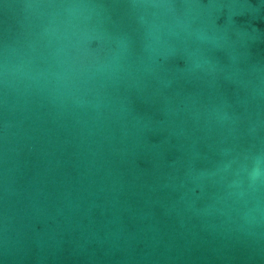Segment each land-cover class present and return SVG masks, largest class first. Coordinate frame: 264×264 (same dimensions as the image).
Masks as SVG:
<instances>
[{
  "label": "water",
  "instance_id": "obj_1",
  "mask_svg": "<svg viewBox=\"0 0 264 264\" xmlns=\"http://www.w3.org/2000/svg\"><path fill=\"white\" fill-rule=\"evenodd\" d=\"M0 264H264V0H0Z\"/></svg>",
  "mask_w": 264,
  "mask_h": 264
}]
</instances>
